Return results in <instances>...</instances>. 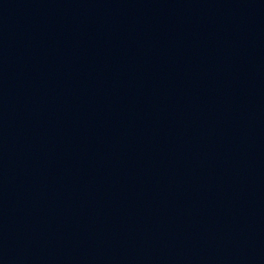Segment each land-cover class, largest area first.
<instances>
[{
  "label": "water",
  "instance_id": "obj_1",
  "mask_svg": "<svg viewBox=\"0 0 264 264\" xmlns=\"http://www.w3.org/2000/svg\"><path fill=\"white\" fill-rule=\"evenodd\" d=\"M0 264H264V1L0 0Z\"/></svg>",
  "mask_w": 264,
  "mask_h": 264
}]
</instances>
